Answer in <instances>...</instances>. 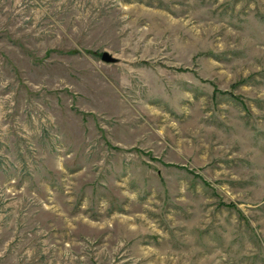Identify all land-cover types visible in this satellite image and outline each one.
I'll return each mask as SVG.
<instances>
[{"label": "rangeland", "instance_id": "374dc122", "mask_svg": "<svg viewBox=\"0 0 264 264\" xmlns=\"http://www.w3.org/2000/svg\"><path fill=\"white\" fill-rule=\"evenodd\" d=\"M0 264H264V0H0Z\"/></svg>", "mask_w": 264, "mask_h": 264}, {"label": "water", "instance_id": "95a60500", "mask_svg": "<svg viewBox=\"0 0 264 264\" xmlns=\"http://www.w3.org/2000/svg\"><path fill=\"white\" fill-rule=\"evenodd\" d=\"M101 59L107 63H115L121 60L120 57L115 56L112 52L107 51V50L102 52Z\"/></svg>", "mask_w": 264, "mask_h": 264}]
</instances>
